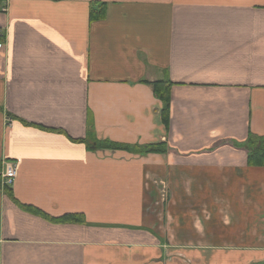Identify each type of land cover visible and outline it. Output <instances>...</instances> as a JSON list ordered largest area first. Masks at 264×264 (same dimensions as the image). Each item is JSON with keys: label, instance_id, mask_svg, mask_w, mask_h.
Returning <instances> with one entry per match:
<instances>
[{"label": "crops", "instance_id": "crops-1", "mask_svg": "<svg viewBox=\"0 0 264 264\" xmlns=\"http://www.w3.org/2000/svg\"><path fill=\"white\" fill-rule=\"evenodd\" d=\"M0 42V264H264V0H0ZM174 166L230 186L222 243L175 250L148 211Z\"/></svg>", "mask_w": 264, "mask_h": 264}, {"label": "rangeland", "instance_id": "rangeland-1", "mask_svg": "<svg viewBox=\"0 0 264 264\" xmlns=\"http://www.w3.org/2000/svg\"><path fill=\"white\" fill-rule=\"evenodd\" d=\"M211 168L200 170L203 174H196L191 168L188 171L184 166H174L176 177L173 187L170 179L163 178L164 175L162 178L165 180L158 181L154 180L160 176L150 175L153 202L150 200L151 208H147L153 213L152 217H159L162 223H173L172 230L167 227L164 231L173 235L175 250L196 245L201 240L213 244L224 240L226 228L222 227L219 218L226 221L233 219L234 211L229 207L233 206V199L224 198L223 188L230 186L218 180L217 173ZM179 176L182 180H179ZM195 177H200V180Z\"/></svg>", "mask_w": 264, "mask_h": 264}, {"label": "trees", "instance_id": "trees-1", "mask_svg": "<svg viewBox=\"0 0 264 264\" xmlns=\"http://www.w3.org/2000/svg\"><path fill=\"white\" fill-rule=\"evenodd\" d=\"M104 8L102 4H98L97 7L91 10L92 18L101 19L104 16ZM172 82L169 80H157L152 82L153 89L157 97L162 102V110H161V119L163 123L168 127L170 123L171 117V87ZM87 142L89 144H93L94 140H90ZM91 142V143H90ZM99 145H103L104 147L111 148L113 150L116 149H128V146H124L122 144L117 143H101ZM243 147L248 152V164L253 167H264V137L257 136L255 134H250L247 142L243 145ZM139 152L148 153V152H165L166 148L161 144H151L145 147H140L138 149ZM67 221H82V218L79 215H69L64 218ZM1 251V250H0ZM1 255V252H0Z\"/></svg>", "mask_w": 264, "mask_h": 264}, {"label": "built area", "instance_id": "built-area-1", "mask_svg": "<svg viewBox=\"0 0 264 264\" xmlns=\"http://www.w3.org/2000/svg\"><path fill=\"white\" fill-rule=\"evenodd\" d=\"M3 43L0 42V47ZM15 161H5L0 167V184L2 186L11 187L13 186L17 177V166Z\"/></svg>", "mask_w": 264, "mask_h": 264}]
</instances>
